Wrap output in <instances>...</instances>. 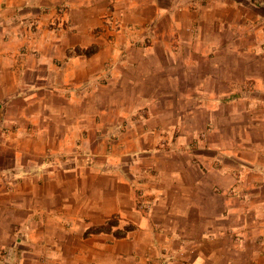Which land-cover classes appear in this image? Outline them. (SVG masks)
<instances>
[{"label": "crops", "instance_id": "1", "mask_svg": "<svg viewBox=\"0 0 264 264\" xmlns=\"http://www.w3.org/2000/svg\"><path fill=\"white\" fill-rule=\"evenodd\" d=\"M178 258L264 264V0H0V264Z\"/></svg>", "mask_w": 264, "mask_h": 264}, {"label": "rangeland", "instance_id": "2", "mask_svg": "<svg viewBox=\"0 0 264 264\" xmlns=\"http://www.w3.org/2000/svg\"><path fill=\"white\" fill-rule=\"evenodd\" d=\"M63 6L65 8H68V4H66V3ZM102 32H105V31H95V34H100ZM124 128H125L124 125H121V127L119 128L121 130L120 132H123ZM211 128H212L211 124L209 122L206 123V125H204L202 127L201 131L199 132L198 139L199 138H201V139L207 138L210 134ZM119 140H120V138H119V135H117V134L108 136V139L106 141L107 150H114L116 148V146H121L122 143L120 144ZM196 144H198V140L195 138V140L192 141V146L196 147ZM136 197H137V203H139L138 205L147 204L148 209H149V203H150V201H149L150 199H148L149 195L146 194V192L144 191L143 188L137 189ZM177 263L178 264H185V263L192 264L189 260H181V258L177 259Z\"/></svg>", "mask_w": 264, "mask_h": 264}, {"label": "built area", "instance_id": "3", "mask_svg": "<svg viewBox=\"0 0 264 264\" xmlns=\"http://www.w3.org/2000/svg\"><path fill=\"white\" fill-rule=\"evenodd\" d=\"M142 208H147L148 205L147 204H140ZM185 264H189V263H185Z\"/></svg>", "mask_w": 264, "mask_h": 264}]
</instances>
